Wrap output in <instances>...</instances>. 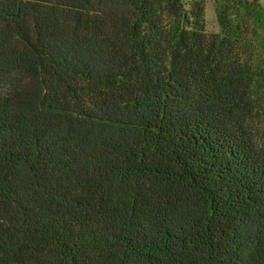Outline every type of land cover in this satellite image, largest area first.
Listing matches in <instances>:
<instances>
[{
	"label": "trees",
	"instance_id": "trees-1",
	"mask_svg": "<svg viewBox=\"0 0 264 264\" xmlns=\"http://www.w3.org/2000/svg\"><path fill=\"white\" fill-rule=\"evenodd\" d=\"M0 0V264H264V8Z\"/></svg>",
	"mask_w": 264,
	"mask_h": 264
},
{
	"label": "rangeland",
	"instance_id": "rangeland-1",
	"mask_svg": "<svg viewBox=\"0 0 264 264\" xmlns=\"http://www.w3.org/2000/svg\"><path fill=\"white\" fill-rule=\"evenodd\" d=\"M258 2L264 8V0H258ZM206 22H207V31L210 34H216L220 32V26L217 19L216 4L215 0H206ZM261 107H258L256 112V138L260 144L264 147V98L260 101Z\"/></svg>",
	"mask_w": 264,
	"mask_h": 264
}]
</instances>
